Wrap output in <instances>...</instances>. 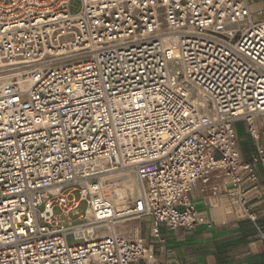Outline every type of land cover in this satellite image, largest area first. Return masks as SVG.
Returning <instances> with one entry per match:
<instances>
[{
  "label": "built area",
  "instance_id": "1",
  "mask_svg": "<svg viewBox=\"0 0 264 264\" xmlns=\"http://www.w3.org/2000/svg\"><path fill=\"white\" fill-rule=\"evenodd\" d=\"M262 141L247 0H0V264H155L143 220L208 223L198 186L256 221Z\"/></svg>",
  "mask_w": 264,
  "mask_h": 264
},
{
  "label": "crops",
  "instance_id": "2",
  "mask_svg": "<svg viewBox=\"0 0 264 264\" xmlns=\"http://www.w3.org/2000/svg\"><path fill=\"white\" fill-rule=\"evenodd\" d=\"M247 2L252 12L262 10L260 19H264V0ZM238 147L242 159L250 161L257 142L238 138ZM256 170L258 182L249 191L256 221L246 217L225 194L203 191L199 186L192 191L191 200L208 223L196 230H170L161 224V241L153 235L152 221L143 220L141 233L155 254V264H264V164L256 165Z\"/></svg>",
  "mask_w": 264,
  "mask_h": 264
},
{
  "label": "rangeland",
  "instance_id": "3",
  "mask_svg": "<svg viewBox=\"0 0 264 264\" xmlns=\"http://www.w3.org/2000/svg\"><path fill=\"white\" fill-rule=\"evenodd\" d=\"M81 8V0H72V11L73 12H78ZM254 13V20H258L260 19V16L257 14L256 9L253 10ZM246 124L244 121H239L237 123V134H238V138L241 140H245V141H253V139H251V137L248 135L246 129ZM85 207L86 204L82 203V205L79 208V213H83L85 211ZM74 217H76V215H73ZM70 244H75L76 241L74 240L73 236H69L68 238Z\"/></svg>",
  "mask_w": 264,
  "mask_h": 264
}]
</instances>
